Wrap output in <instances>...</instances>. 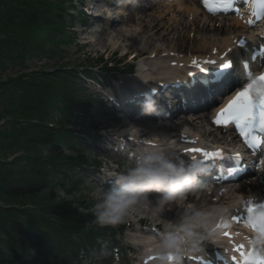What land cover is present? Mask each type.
Here are the masks:
<instances>
[{
    "label": "trees",
    "instance_id": "obj_1",
    "mask_svg": "<svg viewBox=\"0 0 264 264\" xmlns=\"http://www.w3.org/2000/svg\"><path fill=\"white\" fill-rule=\"evenodd\" d=\"M68 3L0 0V68H18L14 76L0 79V115L9 120L6 129L0 128V202L5 204L0 231L10 248L9 254L0 251V264H74L83 248L102 257L110 250L108 236L123 230L93 223L92 205L80 211L82 202L58 200L54 193L69 182L67 193L77 190L82 181L77 174L94 166L85 139L73 127L89 118L95 104L80 84L82 75L91 76L89 67L80 74L29 66L31 59H52L72 31ZM11 154L13 160H6Z\"/></svg>",
    "mask_w": 264,
    "mask_h": 264
},
{
    "label": "bare ground",
    "instance_id": "obj_2",
    "mask_svg": "<svg viewBox=\"0 0 264 264\" xmlns=\"http://www.w3.org/2000/svg\"><path fill=\"white\" fill-rule=\"evenodd\" d=\"M98 1L84 0L87 5H94V7L99 4ZM156 10L152 14H139L135 12L127 20L122 18L119 22L107 19L105 21L106 26L103 28L100 27V23H103L104 20L98 19L99 28H101L98 30V33L103 34L104 39L98 38L95 44H103L105 49L108 46H112L114 49L122 47L124 51L123 55L129 56L131 61L133 60L137 64V72H134L132 75H126L120 85V88H122L121 95L127 94L132 97V94L136 90L146 87L145 81L148 80L157 83L155 84L156 86L160 82L167 83L169 80H178L181 71L186 68V66H181L182 62L191 56H183V59L179 60L182 53H199L200 51L204 54L211 52L224 53L231 50L233 44L241 36L249 33L251 35L248 37L250 41L245 48L246 51L250 52L252 49H255L256 42H259L258 37H255L251 33L252 29L246 25H242L236 18L229 17L221 19V21L210 19V16L201 11L199 3L196 6L195 3L189 1H178L175 4L159 6ZM118 13L121 12L118 11ZM169 14H171L170 18L163 23ZM120 23H123L124 27ZM230 32L233 37L228 36ZM236 51L239 50L236 49ZM222 60L223 58L219 61L218 65L221 64ZM190 91L192 90L190 89ZM176 96L177 101L181 100V102L179 101V103L175 104L176 101L173 100L166 106L161 104L169 112H172L169 116L171 117L170 119L164 118V120H161L158 115H153L150 117L153 122L147 120L146 124L142 126L136 122L134 125L130 122H125L118 129L113 128L112 131H120L124 128L121 135H124L126 132L132 133L134 141H128L131 146H137L136 154L143 148L159 149L174 163H177V158H179L185 162V165H188V160L191 161L192 159L188 150L190 147L199 146L203 148L204 146L215 147L219 145L222 147V145H225L221 138L222 136L232 135L230 130H226L225 133L216 129H210V131H207V129L201 130L193 119L187 123L182 117L178 118V116L174 115V113L179 111L185 113L184 110H174L177 106L184 107L188 104L193 109L202 101H206L207 94L204 91H193L191 93H178ZM136 115H132L131 118H135ZM196 119H202L201 123L205 122L207 124V119H212V116L203 114ZM205 127L209 128L208 125H205ZM186 138L192 139L190 145L185 144ZM228 146L226 145V147ZM184 151L186 152L184 153ZM125 157L126 154L122 153V158ZM132 163L133 160H130L129 164L132 165ZM106 178L115 182V178L112 179L109 176H106ZM256 181V183H250V185L239 184L228 185L227 187L215 186L213 189L205 188L201 194L199 191L188 193L182 202L169 203L163 207L157 203V199L149 197L145 204L138 206L145 209L146 212H151L155 220L150 226L147 225L146 228H140L139 226V229L136 230L138 232L135 236V243H138L142 249L139 259L140 264L167 263L163 259V256L157 257L145 254L146 238H158L161 231L159 224L163 221H166L167 224L174 223L173 221L175 223L178 222L185 209L189 206H216L221 213L220 218L212 229L213 232L219 234V239L215 241L210 239L203 240L200 245V251L188 255L189 258L204 252L211 253L213 249L227 251L231 249L232 245H235L234 243L230 245L231 240L242 245L249 239V233L245 229L243 230L241 227L239 229L235 224H230V232L233 234V237L230 239H222L220 235L224 231H218L223 222H229V219H232L233 215L239 214L243 200L248 201L252 196L262 197L264 195V181H261L260 178H257ZM139 223H143V220H139ZM236 228L237 230H235ZM171 256L173 255L168 254L167 258L169 259Z\"/></svg>",
    "mask_w": 264,
    "mask_h": 264
},
{
    "label": "clouds",
    "instance_id": "obj_3",
    "mask_svg": "<svg viewBox=\"0 0 264 264\" xmlns=\"http://www.w3.org/2000/svg\"><path fill=\"white\" fill-rule=\"evenodd\" d=\"M256 91L264 94V83H258ZM141 108L144 115L158 114L157 101L151 94H145ZM177 159L174 163L159 149H141L132 165L116 176L113 186H98L92 191L93 223L100 226L123 223L137 205L148 201L151 193L160 194L157 203L161 207L182 202L188 193L199 187L198 176L204 169L198 163L186 166L182 159ZM220 215L216 206L187 207L178 222L163 226L158 238H146L145 254L157 257L172 254L180 264L182 257L200 251L203 240L219 239V234L212 229ZM245 229L249 239L244 242L246 255L242 264H257L264 259V204L253 206Z\"/></svg>",
    "mask_w": 264,
    "mask_h": 264
},
{
    "label": "rangeland",
    "instance_id": "obj_4",
    "mask_svg": "<svg viewBox=\"0 0 264 264\" xmlns=\"http://www.w3.org/2000/svg\"><path fill=\"white\" fill-rule=\"evenodd\" d=\"M48 1V0H47ZM50 1V0H49ZM56 1V0H51ZM89 1V0H86ZM65 2V1H64ZM63 2V3H64ZM84 2V0H83ZM100 2V0H99ZM61 3V2H59ZM102 3V2H101ZM146 8H141V10H138V13H145V14H152L155 13L158 8V6H152L148 3H143ZM80 4H77L78 9L73 12L74 19H76L75 22V28L71 32V37L66 42H69L67 45H61L58 52L53 55L52 59H31L29 62V66L35 70L41 71H58V69L64 68L66 66L75 67V66H93V62L95 63L98 58L104 59V61H107L106 63H110L113 65V67H116L117 69H130L132 65H134V68H136L137 64L133 60L129 58V56L123 55L124 51L123 48L120 47V49H114L112 46H108L107 51H105L104 45H96L95 41L100 38L104 39L103 34H99L98 30L103 28L105 26V19L103 23H100L99 28V22L97 21V25L93 29H88V31L82 30L83 28L79 24L78 17L80 15ZM88 8V7H87ZM95 8H97L95 6ZM90 10V9H89ZM91 11V10H90ZM96 12V11H95ZM171 14H169L163 21L166 22L170 18ZM121 19L119 18L117 21L119 22ZM123 27L124 24L120 23ZM48 49H50V45L47 46ZM191 55V56H190ZM199 55H206L203 52L194 53V52H188V53H182L181 57H192L195 58ZM190 60V59H188ZM187 60V61H188ZM18 70V68H9L6 71H3L0 68V79L1 80H7L8 76H14L15 72ZM121 77V76H119ZM103 84H106L107 81H102ZM111 87L113 88L114 85L112 83ZM114 89V88H113ZM90 92L89 94H94L95 97L98 99L100 98L98 92L96 91L95 86L90 83ZM99 90V89H98ZM102 98V97H101ZM2 108H0V112L2 113ZM113 109L109 107V110L103 111V109L99 106H95L93 108V111L91 112V115L87 119H81L78 121V123L74 124L73 127L77 130L84 131L85 129L91 128H97L99 130L98 137L93 138V141L90 142L89 149L87 153L90 155L89 157L92 159H95L102 167L100 169L94 168L89 173H87L86 177L83 179L81 187H79L77 190L72 192L71 194H68L65 189L69 190V184L68 186H65V189L58 188L54 189V193L56 198L60 199H66L68 201L72 200L76 203L81 204L79 205L82 209L81 211H85L84 207L88 208L89 206L93 205L95 201L91 197L92 191L98 187V186H104V187H111L113 184H111V179L108 181V179H104L103 177L107 175L109 172L106 171V168L110 166L111 173L110 175L115 177L117 176V169L119 166L124 165V169L128 167V165L120 159V157L117 156L116 153L112 151H108L111 147H113L114 142L116 144H119L116 142L117 136L122 134L123 129L120 131H112L113 128L118 129L119 127L124 124L125 120H119V113H116V111H112ZM6 116L1 114L0 115V128L3 127V129H6L8 126V118H5ZM59 118V116H55ZM50 122L54 123V121L51 119ZM129 123V122H128ZM199 123V124H198ZM143 124V123H140ZM198 127L203 129H209L206 128L203 123L200 121L197 122ZM142 126V125H140ZM105 133H109L108 138H106ZM104 134V135H103ZM117 134V135H116ZM130 137V136H129ZM113 143V144H112ZM42 150H45V148L42 147ZM13 154H11L8 159V161L13 160ZM24 162V161H23ZM23 164V163H22ZM25 165V164H24ZM130 166V165H129ZM29 167V166H28ZM27 167V168H28ZM28 171L30 169L28 168ZM31 172V171H30ZM31 175V173H29ZM84 177V176H83ZM33 178V177H32ZM33 179H29V182H32ZM51 178H49L48 182L52 183ZM245 183V182H244ZM50 197V194L48 195ZM47 197V198H48ZM152 199H157V197L150 195ZM30 204V203H29ZM84 205V207H82ZM5 206L4 203L0 202V207ZM139 205H137L127 216L125 221L123 222L125 226L127 227L126 233L121 237V241L118 243L119 245V251H120V260L122 263L126 264H139L136 259L139 260L140 253L142 252V249L140 246H138V243H135V236L137 235L136 231L138 228V219L144 218L146 220V223L150 225L151 223H154L155 220L153 219V215L151 212H146L145 209L139 208ZM36 223V221H34ZM33 221H29L30 224L36 226V224ZM175 223V221H173ZM166 221H163L160 223V226L163 228L164 225H166ZM0 251H5L9 254L10 248L9 243L7 240V237L4 232L0 231ZM106 258L103 260L102 263L98 262L97 260H93L91 258H86V256H82L83 263L82 264H111L113 263V259L110 258L111 255L105 254ZM118 261V259H116Z\"/></svg>",
    "mask_w": 264,
    "mask_h": 264
},
{
    "label": "snow or ice",
    "instance_id": "obj_5",
    "mask_svg": "<svg viewBox=\"0 0 264 264\" xmlns=\"http://www.w3.org/2000/svg\"><path fill=\"white\" fill-rule=\"evenodd\" d=\"M225 67H230V65H225ZM260 79L264 80V76ZM248 88L251 89L252 85L249 84ZM222 116L234 120L237 126L241 127L242 133L244 128L250 129L252 133H255L257 129L264 130V94L256 97L246 89L239 93L237 98L228 105ZM216 122L219 123L220 121L217 120ZM193 151L196 150L193 149ZM203 155L205 157L209 156L207 152H204ZM248 210L251 212L252 208ZM241 255L245 257L246 253L242 252ZM257 264H264V259L257 261Z\"/></svg>",
    "mask_w": 264,
    "mask_h": 264
}]
</instances>
